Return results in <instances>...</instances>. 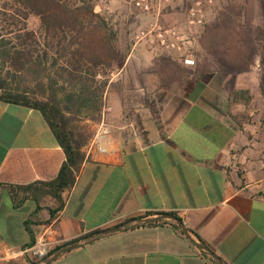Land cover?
Here are the masks:
<instances>
[{
    "label": "crops",
    "instance_id": "1",
    "mask_svg": "<svg viewBox=\"0 0 264 264\" xmlns=\"http://www.w3.org/2000/svg\"><path fill=\"white\" fill-rule=\"evenodd\" d=\"M119 46L103 94L110 110L92 122V135L101 120L110 132L99 141L102 151L84 146L61 205L24 191L54 180L63 164L53 133L39 111L0 101V250L16 252L48 231L56 248L119 227L75 243L50 264H218L198 245L223 264H264L258 65L203 72L195 59L184 64L180 54L136 38ZM150 212L175 213L188 236L171 220L144 223Z\"/></svg>",
    "mask_w": 264,
    "mask_h": 264
},
{
    "label": "trees",
    "instance_id": "2",
    "mask_svg": "<svg viewBox=\"0 0 264 264\" xmlns=\"http://www.w3.org/2000/svg\"><path fill=\"white\" fill-rule=\"evenodd\" d=\"M0 1L9 6L7 17L11 24L16 26L22 20V26L15 33L12 30L8 33H14V41L3 39L6 35L0 33V101L39 111L65 156L54 180L39 183L40 186L29 185L24 191L31 194L39 191L61 205L62 194L70 191L75 183L85 160L82 150L92 136L86 126H78L77 122L99 120L108 73L115 58L116 33L104 21H93L91 0H80L79 5L70 0ZM244 9V1H228L215 25L204 31L200 44L208 63H197V66L203 72L213 69L238 74L257 56L259 91L264 100V0H258L254 23L244 20ZM30 17L38 19L42 45L37 34L27 30L26 20ZM49 53L55 56L49 63L50 69L57 68L54 73L47 66ZM16 73L30 76L35 81V89L20 87L19 83L12 87ZM160 214L164 213L150 212L144 217ZM168 214L178 218L175 213ZM157 223L160 222L152 224ZM97 234L94 231L58 246L43 261Z\"/></svg>",
    "mask_w": 264,
    "mask_h": 264
},
{
    "label": "rangeland",
    "instance_id": "3",
    "mask_svg": "<svg viewBox=\"0 0 264 264\" xmlns=\"http://www.w3.org/2000/svg\"><path fill=\"white\" fill-rule=\"evenodd\" d=\"M71 3L75 5L80 4V0H70ZM194 0H176L166 8L161 16L159 17V23L164 26H178L183 29L185 26L186 20V8ZM229 0H211V4L206 10L205 24L202 28L193 29L192 35L195 37L192 44H186L185 53L190 54L192 59H195L198 63H208L206 52L201 47V40L204 35V31L207 27L214 26L219 13L224 9ZM231 1V0H230ZM245 3L244 9V20L248 23H254L255 18L258 15V0H242ZM91 10H92V19L94 22L104 21L107 28L115 32L116 42L115 47L119 46L120 48L128 47L131 45L136 38L137 33L144 29L150 22L154 21V17L145 15L132 8L125 0H91ZM10 14L9 6L6 2L0 1V30L1 34L6 35L3 39L14 41V33L22 26L21 23L18 25L11 24V20L7 17ZM38 19L34 17L28 18L26 20L27 30L33 31L37 34V40L43 43V36L39 33L38 30ZM12 30L14 33L8 34ZM42 45V44H41ZM42 47V46H40ZM55 57L52 53H49L47 66L51 59ZM209 60V59H208ZM211 64V61H209ZM60 63V61H59ZM258 65V57L255 56L249 62V66L245 71L253 69L254 66ZM1 66V64H0ZM5 67V66H4ZM3 68V67H2ZM57 68L49 67L51 73L56 71ZM260 69V68H259ZM213 70V69H212ZM5 71V69H4ZM14 83L12 87H15L18 83L20 87H26L29 90H34L35 81L31 80L30 76H24L15 74ZM62 96V93L60 94ZM95 123V122H94ZM78 126H86L92 133L95 125L90 120H82L77 122ZM37 194V192H34ZM43 260L37 261L36 264L42 262Z\"/></svg>",
    "mask_w": 264,
    "mask_h": 264
},
{
    "label": "built area",
    "instance_id": "4",
    "mask_svg": "<svg viewBox=\"0 0 264 264\" xmlns=\"http://www.w3.org/2000/svg\"><path fill=\"white\" fill-rule=\"evenodd\" d=\"M132 8L142 14L154 17V21L150 22L144 29L140 30L136 35V41L144 42L151 48L162 49L167 53H178L182 57L184 64H193L190 54L185 53V45L192 44L195 37L192 35L193 29L202 28L205 24L206 10L211 4V0H194L186 8V20L183 29L178 26H164L159 23V17L162 12L173 4L176 0H125ZM189 58V59H188ZM110 109L103 104L100 110V116ZM110 132L109 126L101 120L94 134L88 143L90 146L102 151L99 147V141L106 137ZM54 233L48 231L44 235L37 237L33 244L22 248L16 252H2L0 250V262L12 260L17 257H28L35 261L45 259L48 254L59 244L54 237L50 236Z\"/></svg>",
    "mask_w": 264,
    "mask_h": 264
},
{
    "label": "water",
    "instance_id": "5",
    "mask_svg": "<svg viewBox=\"0 0 264 264\" xmlns=\"http://www.w3.org/2000/svg\"><path fill=\"white\" fill-rule=\"evenodd\" d=\"M162 220H171V221H174L176 223V225L179 227V229L182 231V233L185 235V236H188V231L187 229L185 228L184 224L182 223V221L179 219V218H176L168 213H164V214H160V215H155L153 218L151 219H145L143 222L144 223H152V222H158V221H162ZM119 230V227L117 228H114V229H109V230H106V231H103L101 233H99L100 235H103V234H107V233H111V232H114V231H118ZM99 234L96 235V237H99ZM77 247V244H73L63 250H61L60 252L54 254L53 256H51L44 264H50L52 261H54L57 257H59L60 255L64 254V253H67L68 251L74 249ZM198 248L208 252V254L210 255V257H212L218 264H223V262L221 261V259L219 257H217L214 253H212L211 251L208 250L207 247H204V246H201V245H198Z\"/></svg>",
    "mask_w": 264,
    "mask_h": 264
}]
</instances>
